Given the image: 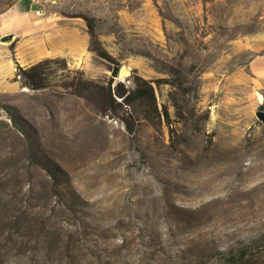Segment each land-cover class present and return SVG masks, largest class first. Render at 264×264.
<instances>
[{
	"label": "rangeland",
	"instance_id": "374dc122",
	"mask_svg": "<svg viewBox=\"0 0 264 264\" xmlns=\"http://www.w3.org/2000/svg\"><path fill=\"white\" fill-rule=\"evenodd\" d=\"M27 2L19 55L60 60L45 88L15 75L0 92V264H227L240 247L235 264H264V78L251 65L264 0ZM80 12L128 69L117 80L165 79L170 124L129 132L67 88L112 73Z\"/></svg>",
	"mask_w": 264,
	"mask_h": 264
},
{
	"label": "trees",
	"instance_id": "16d2710c",
	"mask_svg": "<svg viewBox=\"0 0 264 264\" xmlns=\"http://www.w3.org/2000/svg\"><path fill=\"white\" fill-rule=\"evenodd\" d=\"M12 3L8 2L7 7ZM74 16H80L85 20L89 33V49L110 62L112 73L108 82L86 78L81 73L66 83L67 88L72 93L83 97L100 112L119 118L129 132H134L142 121L150 123L155 129L160 128L163 119L170 124L172 118L169 107L166 104L160 106L156 90V85H160L165 79H148L133 69L130 74V82L117 80L116 77L119 75L121 65L100 39L96 29V18L86 12H80ZM14 46L15 42H12L10 44L11 49H14ZM57 60L60 58L46 57L33 64L23 66L15 59L17 64L16 78H19L23 86L32 89L45 88L51 64ZM62 60L67 66L65 59ZM54 190L55 188H53ZM247 250V247L238 248L235 254L227 256V264H235L237 259H243Z\"/></svg>",
	"mask_w": 264,
	"mask_h": 264
},
{
	"label": "crops",
	"instance_id": "0c3cea01",
	"mask_svg": "<svg viewBox=\"0 0 264 264\" xmlns=\"http://www.w3.org/2000/svg\"><path fill=\"white\" fill-rule=\"evenodd\" d=\"M22 2L23 0H16L9 8L0 12V92L9 88H17L20 84L19 80L14 79L17 67L14 57L23 66L40 60V57H36L37 48L28 49L24 59L18 53L19 37L31 30L28 26L31 17V9L28 6L31 4L27 0L23 5ZM9 35L12 36L10 39L3 40L5 36ZM12 42H15L14 55L10 47ZM251 65L256 73L264 78V56L255 57L251 61Z\"/></svg>",
	"mask_w": 264,
	"mask_h": 264
},
{
	"label": "water",
	"instance_id": "95a60500",
	"mask_svg": "<svg viewBox=\"0 0 264 264\" xmlns=\"http://www.w3.org/2000/svg\"><path fill=\"white\" fill-rule=\"evenodd\" d=\"M11 37H12L11 35H9V36H5V37L3 38V40H8V39H10ZM120 71H121V68H120ZM255 114H256L257 118L259 119V121H261L262 123H264V109H261V108L257 109V110L255 111Z\"/></svg>",
	"mask_w": 264,
	"mask_h": 264
},
{
	"label": "bare ground",
	"instance_id": "6f19581e",
	"mask_svg": "<svg viewBox=\"0 0 264 264\" xmlns=\"http://www.w3.org/2000/svg\"><path fill=\"white\" fill-rule=\"evenodd\" d=\"M120 73L123 74V75H126V74L128 73V69H127L125 66H123V67L121 68Z\"/></svg>",
	"mask_w": 264,
	"mask_h": 264
},
{
	"label": "built area",
	"instance_id": "2783aa9c",
	"mask_svg": "<svg viewBox=\"0 0 264 264\" xmlns=\"http://www.w3.org/2000/svg\"><path fill=\"white\" fill-rule=\"evenodd\" d=\"M33 1H35V0H33ZM35 12H36L38 15H43V14H44L43 10H41V9H36Z\"/></svg>",
	"mask_w": 264,
	"mask_h": 264
}]
</instances>
